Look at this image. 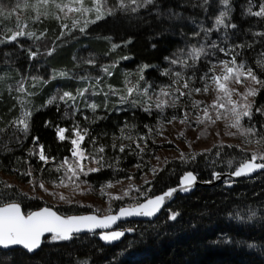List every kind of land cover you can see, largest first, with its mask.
I'll return each mask as SVG.
<instances>
[{"label":"trees","instance_id":"trees-1","mask_svg":"<svg viewBox=\"0 0 264 264\" xmlns=\"http://www.w3.org/2000/svg\"><path fill=\"white\" fill-rule=\"evenodd\" d=\"M201 2L155 0L153 5L136 12L122 11L117 6L113 15L89 24L81 32L84 19H94L95 13L80 18V24L73 27L76 14L68 17L58 14L60 20L44 16L36 20L33 9L14 11L17 0H0V38L10 35L9 29L16 30L17 23L25 25V31L40 36V39L19 37L17 41L0 44V197L3 202H19L26 213L46 205L64 215L96 212L95 206L80 199L53 205L22 186L40 183L69 186L78 191L76 197H79L105 189L109 183L136 179L152 171L153 159L163 148L171 146L158 141V126L169 123L173 116L177 117L173 121H180L185 114L187 125L195 126V121L190 116L189 95L181 97L176 108L165 107L163 111L152 108L146 112L144 107L152 102L150 93L157 86L175 85L172 83L175 72H181L185 79L195 73L191 86H203L200 77L210 66L209 61L217 64L231 60L230 55L211 48L213 42L225 48L233 44L250 45L236 50L237 62L243 61L264 79V69L257 65V61L264 60V36L254 35L264 33V18L248 14L250 0H230L227 22L236 28L213 30L207 39L204 33L200 36L193 33L199 31L201 24L211 28L224 5L221 0H209L205 11L199 6ZM261 2L264 0H251L252 10L257 11ZM89 3L93 4V0ZM62 24L69 27L62 29ZM225 34L229 37L226 43ZM114 44L118 45L115 49ZM201 45L208 55L202 56L194 67L170 63L180 50L188 52L193 46ZM84 51L92 55L93 62H79ZM30 52H35V57ZM192 63L189 58L188 64ZM166 70L172 74L165 75ZM34 74L38 75L32 77ZM77 74L83 76L76 78ZM19 84L23 92L15 89ZM58 87L73 95L84 88L92 93L78 96L74 103L57 102L45 107ZM128 88L134 90L128 100H135V105L121 102ZM253 100L252 119L244 118L242 124L254 125L258 139L264 135V115L255 109L264 107V89ZM90 103L100 107L93 112L87 106ZM26 111L32 113L27 133L17 123L25 118ZM209 111L213 118L217 112L228 119L231 115L226 109ZM77 125L88 131L81 145L86 154L97 155L96 150L104 147V152L98 154L104 157V166L86 176L81 174L79 180H69L64 169L59 172L56 169L65 157L70 162L75 160L71 139L76 138L72 130ZM57 128L68 129L64 133L66 139L58 138ZM34 138H38L37 143H33ZM251 144L255 145L253 149L217 142L206 150L184 152L187 162L180 156L171 157L145 184L113 199L107 212H116L178 185L183 174L190 170L204 181L211 180L213 173L233 171L257 149L255 143ZM38 145L44 146L49 157L47 164L39 160ZM121 145L126 146L124 152L119 151ZM192 155L195 160L191 159ZM84 164L98 167L90 159ZM29 171L32 175H25ZM174 211L180 215L175 221L169 220ZM119 227L125 234L113 245H105L98 233L75 235L69 241H52L48 237L33 255L23 249L0 250V264H264V172L242 181L199 187L189 195L178 196L156 220L131 221Z\"/></svg>","mask_w":264,"mask_h":264},{"label":"snow or ice","instance_id":"snow-or-ice-1","mask_svg":"<svg viewBox=\"0 0 264 264\" xmlns=\"http://www.w3.org/2000/svg\"><path fill=\"white\" fill-rule=\"evenodd\" d=\"M155 0H119L118 8L122 11H131L136 12L142 7H147L149 5H153ZM221 3L224 5V10L220 11L219 14L215 17L214 25L209 28L205 27L203 24L199 25V31L193 33V36H200L201 33H204V38L207 37L213 32V30L218 31L221 27L228 28H236V25L233 23H228L230 20V0H221ZM209 4V0H202L199 5L202 8L206 9V5ZM54 7L58 10L59 13H63L64 17H68L69 14H76L77 18L72 19V26L76 27L80 24V18L87 16L89 13H95L94 19H84L83 25L80 26V31L83 32L89 24L96 23L99 20L104 19L107 15H113L117 10L116 7L106 8V0H93V4L90 6H84V0H69L67 3L59 2V0H36L35 3H30L29 0H17L16 9H33L36 20H40L41 16L44 17H52L57 20L61 19V16L50 12L49 6ZM248 14L256 17L264 18V2H261L258 5V10L253 11L251 0L250 5L248 7ZM171 18V15L169 16ZM25 25L17 23L16 30H11L10 35H6L0 38V44L6 42H14L17 41L19 37L27 36L28 38L40 39V36H37L35 32L25 31ZM62 29L68 28V24H62ZM63 31L61 35H63ZM254 35L264 36V33H254ZM43 36V33H41ZM229 39L228 35L225 34L223 42L226 43ZM113 49L118 47V45H112ZM213 49H218L224 55H230L231 60H221L217 64H212L209 61L210 66L204 72V74L200 77V80L204 82V87H191L193 79L195 77V73L189 76L187 79L184 78L181 72H175V79L172 81L173 84L179 85L183 80L182 88L188 89L189 91H182L180 87L175 88V92L179 93V96H173L171 101L159 99V97L172 96L167 88H161L159 91V95L157 97V101L155 103V108L163 111L165 107H177V102L181 97L186 95H191L193 92L200 93L208 92L209 84L208 81H211L215 86V91L217 93L215 100L211 105L205 106L201 111L203 116H197L196 121L199 124H204L205 121L210 123H215L216 120L221 118V113L217 112L215 118L211 115L209 109H226L228 113H230V123L228 127L236 129L240 135L245 137L244 143L251 144L255 143L258 147L254 150L251 155L245 159H242L239 162L238 167L231 173L232 176L242 177L248 176L251 173L264 170V135H261L258 139H256L258 132L256 127L248 126L244 127L242 121L244 118H248V120L252 119L253 116V104L254 100L249 99L250 97H255L261 89H264V79H260L257 74L254 72L252 67H247L246 64L241 61L237 62V56L239 53L236 51L237 49H242L245 47H250V45L246 44H233L229 45L227 48L220 47L219 44L213 42L210 46ZM49 55L52 54V50L49 51ZM35 52H30L31 57H35ZM208 55L206 48L204 45L200 47L193 46L190 51L184 52V50H180L177 54L176 58L170 60V63L175 65L177 63L182 64L184 67H194L195 63L201 59L202 56ZM186 57V58H185ZM125 59L127 57H124ZM192 60V64H188V59ZM166 59H168L166 57ZM91 63L92 61H88ZM257 65L264 69V60L257 61ZM144 68H147L148 65H144ZM220 68V72L217 74L216 69ZM105 72H108V69H104ZM110 74V73H109ZM165 75H171V70H166ZM66 75V74H63ZM140 79H143V75L140 76ZM245 81H248V85L243 93L237 92V90L232 87L233 84H242ZM99 83V81H97ZM151 87V86H149ZM171 87V85L167 86ZM23 92L24 88L21 85L18 89ZM133 88L127 89V95L121 96V102L124 103H132L135 105L137 102L135 100L129 101L128 97L133 94ZM90 92L89 88L78 89L76 94L73 95L72 92L64 91L62 94L57 93V95L52 96L47 103L44 105L47 107L48 105L64 102L68 104L69 101L73 103L76 101L77 97H84L85 93ZM145 94H147L148 89H144ZM97 94V93H93ZM238 95L241 99H233V95ZM107 96V94H105ZM202 101H195L193 103L194 108H199ZM72 106V105H70ZM93 112L96 111L100 105L96 103H90L87 105ZM107 105L105 104V107ZM230 106V107H229ZM152 110V105H147L144 107V111L150 112ZM256 112L264 115V107H257L255 109ZM32 113L30 111H26L24 113V119L19 120L17 123L22 125V131L27 133L29 129V119ZM87 119V117H85ZM177 117L173 116L169 123L173 120H176ZM181 124H186L188 122V115L185 114L182 119L179 121ZM264 127V126H262ZM68 131L65 128H57L58 138L60 140L66 139L64 133ZM76 138L71 139V144L73 145L72 149V157L75 158L74 162H70L67 157L64 158L63 163L57 167L56 171H60L64 169L65 176L72 180L75 178L79 180L80 175H88L91 172L100 171V169L104 166L103 156H98L99 153L104 152V147L100 146L96 151L97 155L86 154L85 149L81 147L84 138L88 135L87 129H80L77 125L73 130ZM152 130L149 129V132ZM227 135H235L236 133L228 132ZM181 136L184 135L183 132L180 133ZM203 135V133H201ZM131 139V137H126ZM199 138V137H198ZM140 139H144V137H140ZM38 138H34L33 143H37ZM93 143L95 141L93 140ZM39 147V160L43 161L45 164L48 163L49 157L45 154V149L43 145H38ZM113 147H116L114 144ZM124 145L119 147L120 152H124ZM229 147H232L229 145ZM239 147V146H237ZM137 148H140V145L137 144ZM140 151L143 152L144 149L140 148ZM244 151V149H241ZM219 154V153H218ZM195 155H192L191 159L195 160ZM55 159V158H52ZM91 160L92 163L98 165V167H88L84 164L85 160ZM159 159V158H157ZM181 160L187 162V157L184 153H181ZM233 161H228L229 166H231ZM66 166V167H65ZM111 166V165H109ZM140 167V165H137ZM155 174L158 169H152ZM70 174V175H69ZM25 175L31 176L32 172L29 171L25 173ZM215 178H219V173H213ZM197 181V176L193 174V172H185L183 176L180 178L179 185L174 188H169L162 195L156 196L154 198L148 199L144 203H138L135 206L131 207H121L119 212L115 215H106L104 217H98L96 215H81V216H62L58 215L55 211H52L51 208H43L37 212L23 213L21 211V206L17 202H3V198L0 197V247L9 248L11 246L20 245L24 249L29 252H33L36 249L40 248L42 244V237L45 236L46 233L51 234L52 241H69L72 240L74 234L80 233L82 231H93L97 228L108 229L111 228L112 225L116 224L118 220L125 217L131 216H145L152 217L155 216L161 209V207L165 204L167 199H171L173 195L177 192H188L194 186ZM210 182V181H209ZM60 183H64V177L60 178ZM6 188H11L12 185H5ZM40 188H44V184H39ZM78 187V185H77ZM106 187H112V184L109 183ZM103 192V189H101ZM61 199H65V197L61 196ZM119 199L120 197H115ZM179 212H171L168 219L175 221ZM126 231H133V229H127ZM125 231H111L106 232L102 235V239L107 242L118 240L120 237L124 236Z\"/></svg>","mask_w":264,"mask_h":264},{"label":"rangeland","instance_id":"rangeland-1","mask_svg":"<svg viewBox=\"0 0 264 264\" xmlns=\"http://www.w3.org/2000/svg\"><path fill=\"white\" fill-rule=\"evenodd\" d=\"M34 3L36 0H33ZM90 0H84V6H90L92 4L89 3ZM22 2V0H21ZM59 2L67 3L69 0H59ZM119 3V0H106V8H113L117 7ZM49 11L56 13V14H63L59 13L57 9L54 7L51 8V5L49 6ZM79 62H87L92 61L93 57L92 55L84 51L80 53L79 56ZM217 74L220 72V68L217 67L216 69ZM38 74L32 75V77H35ZM83 76L82 74H77L76 78H81ZM248 81H245L242 84H233L232 87H234L237 92L243 93L248 85ZM183 82L181 81L179 85H171V87L166 86H157L154 87L153 90L150 93V99L152 105V108H155V103L157 101V97L159 95V91L161 88H167V90L172 93V96H165V97H159V99L163 100H169L171 101L173 96H179V93L175 92V88L180 87L181 90H187L182 88ZM209 84V90L208 92L201 91L200 93L193 92L188 98L191 104V112L190 116L191 119L195 121V126H189L186 124H181L179 121H172L171 123H163L160 124L157 129L158 141L160 143H170L171 146L168 148H163L157 155L155 159H153V169H160L164 165V163L171 157L175 156H181V153L184 152H191V151H202L210 148L214 145V143L217 142H223V143H230V144H237L243 146L242 141H244V138L240 133L234 129L228 127L230 120L228 118L221 117L219 120H216V122L210 123L205 122L204 124H199L196 121V117L203 116L202 109L210 104V102L214 101L216 98V91L215 86L212 84L211 81H208ZM22 84H19L15 86V89H19V87ZM192 87V86H191ZM201 86L200 88H203ZM194 88V87H193ZM57 93H63L61 87H58L56 91L54 92V95H57ZM92 93L87 92V94ZM233 99H241L238 95H233ZM249 99L253 100V97H250ZM195 101H202L203 103L200 104L199 108H194L193 103ZM181 102V98L178 100L177 104ZM158 110V109H157ZM183 132L184 135L181 136L180 133ZM233 132L236 133L235 135H227L226 133ZM203 133V135H201ZM199 137V138H198ZM254 144H249L247 147L249 149L254 148ZM159 158V159H157ZM154 175L153 171L147 172L146 174L142 175L139 178H134L122 182H118L115 184H112V187H105L103 192L99 190L98 192H94L92 194H88L85 196H79L76 197L78 191L75 190V188L69 187V186H63V185H48L44 184V188H40L39 185L34 184L33 186L30 185H23V189L30 192L31 194H37L44 198L47 202L55 205V204H61L70 202L72 199H80L85 204H92L96 207V212L101 215H106L112 212H107L110 208V203L115 197H124L130 189L141 186L147 182L150 178H152ZM1 176V173H0ZM4 178H7L8 180L13 181L11 177L4 176ZM63 196L65 199H61L60 197ZM131 205V204H130ZM134 205V204H132Z\"/></svg>","mask_w":264,"mask_h":264},{"label":"water","instance_id":"water-1","mask_svg":"<svg viewBox=\"0 0 264 264\" xmlns=\"http://www.w3.org/2000/svg\"><path fill=\"white\" fill-rule=\"evenodd\" d=\"M234 170H235V169H234ZM234 170H233V171H234ZM190 171H191V170H190ZM233 171H227V172H216V173H219V174H220L218 179L215 178V177L213 176V178H212L211 180H206V181H204V180H200V179L197 177V181H196V183L194 184V186L191 188L190 191H188V192H180V191H177V192L173 195V197H172L171 199H167V200L165 201V204L161 207L160 211H159L155 216H152V217H145V216H131V217H125V218H121L120 220H118V221L116 222V224L112 225L111 228H108V229L97 228V229H95V230H93V231H91V232L85 230V231H82V232H80V233L74 234V236H75V235H85V234H96V233H98V234H99V238L103 241V243H104L105 245H113V244H116V243H118V242L122 239L123 236L120 237L118 240L111 241V242H107V241H105L104 239L101 238L102 235H103L104 233H106V232H111V231H114V230H115V231H120V230H122V229L119 227V225L122 224V223H127V222H131V221H154V220H156V219L161 215V213H162V212H163V211H164V210H165L170 204H172V203L177 199L178 196L189 195V194H191L193 191H195V190H196L197 188H199V187H212V186H216V185H219V184H222V183H229V182L242 181V180H246V179H248V178H252V177L256 176L257 174H259V173H261V172H264V170H258V171H255V172L251 173V174L248 175V176L235 177V176H232V175H231V173H232ZM188 172H189V171H188ZM191 172H193V171H191ZM193 174H195V173L193 172ZM195 175H196V174H195ZM196 176H197V175H196ZM209 181H210V182H209ZM178 185H179V184H178ZM178 185L173 186V187H170V188L177 187ZM168 189H169V188H168ZM168 189H166L165 191L160 192V193H158V194H155L154 196L148 197L147 199H145V200H143V201H141V202H139V203H144V202H146L148 199H151V198H154V197H156V196L162 195V194H163L164 192H166ZM17 203H19V202H17ZM19 204H20V203H19ZM137 204H138V203H137ZM135 205H136V204H134V205H126V206H123V207H131V206H135ZM20 206H21V211H22L23 213L27 214V213L23 210L21 204H20ZM46 207H47V208H51L52 211H55L58 215H62V216L96 215V216L102 218V217H104V216H106V215H110V214H111V215H115V214H117V213L119 212V210H117L116 212H112V213H109V214H106V215H101V214H98V213H95V212H85V213H80V214L64 215V214L60 213L55 207H53V206H48V205L43 206V207H41V208H39V209H35V210L31 211V212H37V211H40V210H42L43 208H46ZM28 213H30V212H28ZM48 237H51V234L46 233L45 236L42 237V243H43L44 240H45L46 238H48ZM41 246H42V244H41ZM41 246H40V248H41ZM40 248L36 249V250L33 251V252H29V251H27L26 249H24L22 246H20V245H15V246H11V247H9V248H3V247H0V250H2V251H10V250H14V249H23L24 251H26V252H28L29 254L33 255V254L37 253V252L40 250Z\"/></svg>","mask_w":264,"mask_h":264}]
</instances>
